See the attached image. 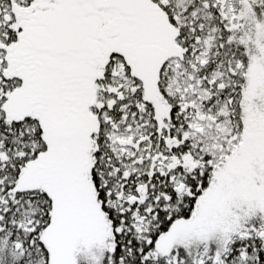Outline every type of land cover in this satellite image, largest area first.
<instances>
[{
  "label": "snow or ice",
  "instance_id": "1",
  "mask_svg": "<svg viewBox=\"0 0 264 264\" xmlns=\"http://www.w3.org/2000/svg\"><path fill=\"white\" fill-rule=\"evenodd\" d=\"M0 264H264V0H0Z\"/></svg>",
  "mask_w": 264,
  "mask_h": 264
}]
</instances>
